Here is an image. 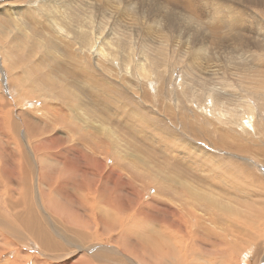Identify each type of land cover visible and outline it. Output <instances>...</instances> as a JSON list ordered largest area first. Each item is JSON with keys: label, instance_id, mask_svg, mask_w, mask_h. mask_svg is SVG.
<instances>
[{"label": "rangeland", "instance_id": "1", "mask_svg": "<svg viewBox=\"0 0 264 264\" xmlns=\"http://www.w3.org/2000/svg\"><path fill=\"white\" fill-rule=\"evenodd\" d=\"M0 21V103L10 102L1 106L22 125L19 112L43 123L21 146L35 173L26 176L0 146V202L11 186L14 210L49 204L44 227L67 246L45 251L48 258L32 246L28 255L45 264H85L82 256L90 264H264V0H0ZM44 56L36 74L35 58ZM77 66L99 83L75 81ZM68 70L67 85L44 74L56 80ZM94 140L102 144L97 180L79 166L96 151ZM80 142L81 157L72 156L66 148ZM174 162L189 173L182 177ZM160 167L168 190L155 185ZM187 184L192 191L175 197ZM232 194L243 201L228 200ZM228 230L239 258L209 243ZM10 247L0 264L15 259L19 247Z\"/></svg>", "mask_w": 264, "mask_h": 264}, {"label": "bare ground", "instance_id": "2", "mask_svg": "<svg viewBox=\"0 0 264 264\" xmlns=\"http://www.w3.org/2000/svg\"><path fill=\"white\" fill-rule=\"evenodd\" d=\"M10 4V3H9ZM22 14V13H21ZM24 14V13H23ZM1 22V21H0ZM31 22V21H30ZM4 23V22H3ZM1 26H2V23H1ZM28 26V25H27ZM38 26V25H37ZM29 27V26H28ZM181 27V26H180ZM27 28V27H26ZM23 41V40H22ZM17 43V42H16ZM72 48V47H71ZM102 52V51H101ZM33 56H35V55H33ZM105 56V55H104ZM32 57V56H31ZM48 62H49V60L46 58V56H44V57H41V58H35V62H34V65H35V67L34 68H36V70H35V72H36V74L41 70L40 68H44V66H45V63H47L48 64ZM46 64V65H47ZM62 65V64H61ZM64 66V65H63ZM76 66V65H75ZM61 67V66H60ZM56 68V67H55ZM58 68V67H57ZM66 68V67H65ZM76 68V67H75ZM73 69V70H70V71H72L73 73H74V76H73V79L76 81L77 79H86V81L85 82H87V80L89 79V81L91 82V83H93V86H94V84L96 83L95 82V80H97L96 78V76L93 78L91 75H89L90 73H88L87 71L85 72L84 70H83V68H78V66H77V69ZM63 69V68H62ZM43 70V69H42ZM41 70V71H42ZM49 70H51V71H54V68L53 67H51V64H50V68H49ZM40 71V72H41ZM61 71V70H60ZM70 71L68 70V73H65L64 75L63 74H60L59 75V78H57L56 80L55 79H53V77L50 75V73L49 72H46V73H44L46 76H49V81L50 82H61V83H63V84H65V85H67L66 83H64L63 81H65V78L69 75V73H70ZM54 73H56V72H54ZM60 73V72H59ZM93 73V72H92ZM37 76V75H36ZM39 76V75H38ZM34 78H35V76H34ZM34 78H33V80H34ZM56 78V77H55ZM22 79V78H21ZM97 82L99 83V80H97ZM23 84V83H22ZM78 84V83H77ZM39 86H40V84H39ZM91 86H92V84H91ZM92 86V87H93ZM96 86V85H95ZM15 88V87H14ZM97 88V87H96ZM99 88H101V87H99ZM31 89H29V91H30ZM102 90V89H101ZM30 93H31V95L33 96V95H35V92H32V90L30 91ZM90 93V92H89ZM95 93V92H94ZM77 94H79V95H76V100H77V102H75V105H79V104H81L83 101H82V97H81V93H77ZM81 94V95H80ZM98 94V93H97ZM99 95V94H98ZM102 95V94H101ZM95 95H93V97H94ZM92 97V96H91ZM95 97H97V96H95ZM94 97V98H95ZM98 99L99 98H95L94 99V102H95V105H96V102L98 103ZM72 100H74V99H72ZM102 100V99H101ZM111 100V99H110ZM109 100V101H110ZM1 101V100H0ZM107 102H108V100H107ZM5 103H10V102H8V100H5V99H3L2 100V104L0 103V146L1 147H5V148H9L11 151H13V153L15 154V156L17 157V159L23 164V166L25 167V169L26 170H28V172H27V174H26V176L30 173V172H32V173H35V171H36V167H35V165L33 164V162L31 161V157L24 151V150H22L21 149V146H22V144L23 143H26V142H28V141H30V139H31V137L29 136V135H36V134H38L39 132H40V130L42 129V125H43V123L41 122V121H38L36 118H34V116L32 115V114H26V113H24V112H19V116H21V120L23 121V125L20 123V122H18V120L14 117V110L11 108V106L9 107V106H1V105H5ZM115 103V102H114ZM91 104V103H90ZM10 105V104H9ZM83 106L87 109V110H84L83 111V113H89V114H92L93 113V110L92 109H89L88 110V108H90V107H88L87 105L85 106V104L83 103ZM92 106V105H91ZM93 106H94V104H93ZM95 108V107H94ZM96 108H98L97 107V105H96ZM13 110V111H12ZM123 110V109H122ZM134 112V111H133ZM122 113V112H121ZM84 115V114H83ZM30 119H32V121H33V126L31 127V128H35V130H37V132H35V133H33V131H31V129L29 130V124H28V127H27V123H29V120ZM90 119V118H89ZM145 120V119H144ZM125 121V120H124ZM83 122H84V124L85 123H87V121H84L83 120ZM126 122V121H125ZM101 123V122H100ZM130 123V122H129ZM132 123V122H131ZM21 125L22 126H24V130H23V134L21 133V131H20V129H21ZM87 125V124H86ZM128 126H129V124H128ZM126 127V126H125ZM53 128V127H52ZM52 128H50L49 126H47V130H51ZM33 130V129H32ZM78 130H80V129H77V131ZM130 130V129H129ZM157 132V131H156ZM149 135V134H148ZM164 137V136H163ZM171 137V136H170ZM55 139H59L62 143L65 141V139H62L60 136H58V137H56ZM164 139H165V137H164ZM145 141V140H144ZM158 141V140H157ZM172 141V140H171ZM160 142V141H159ZM85 143L86 142H80V144H79V147L78 148H76V149H73V148H66V150L72 155V156H78V157H81V148L82 147H85L84 145H85ZM127 143V142H126ZM142 143V142H141ZM165 143V142H164ZM173 143V142H172ZM94 144L96 145V151L95 152H93V153H88L87 155H85L83 158H81L82 160H84L85 162H84V164L85 165H79L82 169H81V171L83 172V174H85V175H87V174H89V175H91V176H93V177H95L96 178V180H97V178L98 177H101L102 176V174H101V172H99V170H98V166H97V164H99V159H97V152L98 151H100V146L102 145L101 144V142L100 141H96V140H94ZM156 144H157V142H156ZM238 144V143H237ZM87 145V144H86ZM116 145V144H115ZM254 145H256L255 147H253V151L254 152H261V150H263V147H259L257 144H254ZM138 146H140V145H138ZM142 146V145H141ZM258 146V147H257ZM219 148V147H218ZM222 148H223V146H222ZM227 148V147H226ZM242 148V147H241ZM104 149V148H103ZM231 149L233 150V151H235V152H238V153H242L243 152V150L242 149H240L239 147L237 148V146L235 147L234 145L233 146H231ZM245 150H248L247 148H245ZM71 151V152H70ZM158 151V150H157ZM177 152V151H176ZM246 153V152H245ZM60 154V153H59ZM63 154H65V152L63 153ZM67 155H68V153H67ZM189 155V154H188ZM239 155V154H238ZM15 156H13V158L15 159ZM52 155H46V156H44V157H51ZM60 156H62L61 154H60ZM180 156V155H179ZM193 156V155H192ZM33 157H34V155H33ZM175 157V156H174ZM173 157V158H174ZM190 157V156H189ZM188 157V158H189ZM240 157V156H239ZM112 158V157H111ZM56 159V158H55ZM71 159V158H70ZM168 159V158H167ZM181 159H183V158H181ZM211 159H214V157L213 158H211ZM113 160V159H112ZM115 160V159H114ZM176 160V159H175ZM178 160V159H177ZM184 160V159H183ZM187 160V159H186ZM108 161V160H107ZM109 161H110V159H109ZM116 161V160H115ZM181 161V160H180ZM191 161V160H190ZM210 161V160H209ZM173 162V161H172ZM183 162V161H182ZM188 162V161H187ZM211 162V161H210ZM184 163V162H183ZM190 163V162H189ZM206 163V165H207V162H205ZM204 163V164H205ZM188 164V163H187ZM238 164V163H237ZM236 164V165H237ZM116 165V164H115ZM122 165H124V164H122ZM218 165V164H217ZM159 166V165H158ZM157 166V167H158ZM188 166V165H187ZM191 166V165H190ZM238 166V165H237ZM241 166H243L244 167V165H241ZM240 166V167H241ZM121 167H123V166H121ZM173 167H174V170L176 169V170H178L179 172H180V170H184L185 172L184 173H179V174H188L189 173V171H187V169H185V167L183 166V164H176L175 162L173 163ZM210 166L208 165V168H209ZM215 167V166H214ZM161 168V167H160ZM187 168V167H186ZM200 168V167H199ZM205 168V167H204ZM203 168V169H204ZM115 169H117V168H115V167H113L112 168V172L113 173H115ZM209 169H212L211 167L209 168ZM214 169V168H213ZM242 169H245V168H242ZM155 170V169H154ZM189 170V169H188ZM247 170V169H246ZM205 171V170H204ZM211 171V170H210ZM209 171V172H210ZM166 173V172H165ZM211 173H213V171L212 172H210V175H214V173H215V171H214V173L213 174H211ZM172 174V173H171ZM174 174V173H173ZM169 175V174H165V175H167V178L168 179H171V178H173V176L174 175ZM146 175V174H145ZM182 175V177H184ZM199 175H202V174H199ZM208 175V174H207ZM216 175V174H215ZM250 175V174H249ZM71 176H73L72 174H71ZM135 176H137V175H135ZM147 176H148V174H147ZM156 176L158 177L157 179H156V182H155V185L157 186V190H160L161 188H163V189H167L168 190V187H167V185H166V183H165V178H164V176H163V169L161 168L157 173H156ZM177 176V175H176ZM188 176V175H187ZM211 176V177H212ZM70 177V176H69ZM182 177H180V178H182ZM208 177V176H207ZM210 176H209V178H211ZM214 177V176H213ZM212 177V178H213ZM258 177V176H257ZM194 178V177H193ZM199 178V177H198ZM202 178H203V176H202ZM253 178H255V177H253ZM261 177H259V181H261L262 182V180L260 179ZM10 180H13V179H11V178H9ZM201 179V178H200ZM200 179H197V180H200ZM207 180H208V178H206ZM263 179V178H262ZM25 180H26V183L27 184H29L31 187H34L35 189H38V185H34V184H32V182H30L28 179H26L25 178ZM83 179H80L79 181H82ZM158 180V181H157ZM217 180V179H216ZM226 181H227V179H225ZM14 182H15V184L16 185H18V181H15V180H13ZM210 181V183H212L211 181V179L209 180ZM208 181V182H209ZM218 181V180H217ZM99 182H100V180H99ZM223 182V181H222ZM216 183V182H215ZM225 183V182H224ZM154 184V183H153ZM153 184H151V185H153ZM218 183H216V185H217ZM263 184H264V182H263ZM220 185H222V184H220ZM155 186V187H156ZM223 186V185H222ZM220 187V186H219ZM224 187V186H223ZM223 187H220L221 188V190H222V188ZM62 188V187H61ZM194 187L193 186H191V185H189V184H187V185H185L184 187H182V189L181 188H178L177 190H176V195H175V197L176 196H181L182 194H189L188 192H186L185 191V189H188V191H189V189L192 191V189H193ZM50 189H52V188H50ZM224 189H225V187H224ZM11 190H12V188H11V186H9L7 189H6V191L4 192V194L2 195V198H1V202H0V258L3 256V254L1 253V251H2V248H3V246H11L10 247V250L12 249V248H17V247H19V249L21 248V251L19 250V249H17L15 252L17 253V255H15V259H12V262L11 261H7V263L6 264H45V261H42V259L43 258H48L49 256L45 253V251L46 252H48L50 255H54V253L56 252V253H59L60 251H63V250H65V249H67V246H66V244L62 241V239H59L58 237H56L57 236V232H55V231H53V229H51V230H49L48 229V226H46V227H44V224H49L48 223V221H47V219H46V217H45V215L43 214V210H47V207H48V205H34V206H32V207H28V205H26V204H23L22 203V205L23 206H25L26 207V209L24 210H14V208H17L19 205H17L15 202H14V200H15V197L13 196V194L11 193ZM31 190V189H30ZM228 190V189H227ZM37 191V190H36ZM194 191V190H193ZM226 191V190H225ZM243 191V190H242ZM32 192V191H31ZM48 192V191H47ZM46 191H45V188H43V193L45 194V195H47V194H49V193H47ZM63 192V191H62ZM239 192V191H238ZM227 193H229V192H227ZM246 193H247V191H246ZM197 194H199L198 193V191H197ZM228 195V194H227ZM256 194H254V196H255ZM262 195V194H261ZM174 197V198H175ZM182 197V196H181ZM197 199H199V197L197 198ZM211 200V199H210ZM226 200V199H225ZM228 200H234V201H237L238 203L239 202H242L243 201V197H241L240 195H237V194H232L229 198H228ZM254 200H255V202L257 203V202H261V199H260V197H259V195H257L256 196V198H254ZM34 203H35V201H34ZM254 204V203H253ZM42 211H41V210ZM14 211L15 212H17V216L18 217H20L21 219H22V223H24L25 222V228L24 227H22L18 222H19V220L14 216ZM166 211V210H165ZM169 211V210H168ZM170 212V211H169ZM168 213V212H167ZM172 214V213H171ZM174 214V213H173ZM177 213H175V215H176ZM164 216H165V214H164ZM216 217V216H215ZM45 219H46V223L44 222L45 221ZM166 219V218H165ZM165 219H163L164 220V222L165 221H167V219H169V218H167L166 220ZM198 219V218H197ZM159 221H162V220H159ZM209 221H210V219H209ZM211 221H213V218L211 219ZM210 221V222H211ZM205 222V221H204ZM214 222H216L215 220H214ZM167 223V222H166ZM206 223V222H205ZM219 223L220 222H218L215 226L217 227L218 225H219ZM210 225V224H209ZM153 226V225H152ZM196 226H197V228H199V224L197 223L196 224ZM211 226V225H210ZM220 227V226H219ZM221 228V227H220ZM161 229V228H160ZM217 229H218V227H217ZM167 230V229H166ZM169 230V229H168ZM172 230V229H171ZM178 230V229H177ZM176 230V231H177ZM193 230V229H192ZM219 230V229H218ZM162 230H160V232H161ZM164 231V230H163ZM162 231V232H163ZM175 231V230H174ZM180 231V230H179ZM178 231V232H179ZM147 233H148V230L146 231ZM154 233H157L156 232V230H155V232ZM159 233V232H158ZM182 233V232H181ZM79 234V233H78ZM151 234H152V232H151ZM37 236L38 238H40V241H39V243L37 244L36 242H35V238H34V236ZM150 235V234H149ZM169 236V235H168ZM174 236V235H173ZM28 237L29 238H31V241L34 243V245H33V243H32V245H31V243H29V242H27V239H28ZM159 237V236H158ZM191 237V236H190ZM233 237V236H232ZM234 237H236V236H234ZM161 239V238H160ZM193 240H194V238H192ZM198 239L201 241V242H206V239L205 238H200V237H198ZM239 239V238H238ZM242 239V238H241ZM259 240H260V238H259ZM220 242V243H222L223 245H225V246H228V247H230V250L232 251L231 252V254L230 253H228V254H230V255H233V252L235 251V252H237V250H238V246H237V244L236 243H233V238H231V233H230V231L228 230V231H225L224 232V234H221L220 236H217V237H215V238H213V240H211V242H209L210 244H212L213 242ZM176 243V242H175ZM178 244V243H177ZM257 244V243H256ZM250 245H253V243L252 244H250ZM32 246H34V249L35 248H37L38 249V251L40 252V254L41 255H43V258L42 257H40V256H32V255H28V249L30 248V247H32ZM175 246V245H174ZM200 246V244H199V241L197 240V253H198V247ZM177 247V246H176ZM210 247V246H209ZM242 247V246H241ZM33 248V247H32ZM170 248H172V247H170ZM169 248V249H170ZM210 248H212V247H210ZM216 248H218V247H216ZM254 248L256 249V247L254 246ZM23 249V250H22ZM26 252V254L27 255H23V253L24 252ZM32 251H34V250H32ZM153 251V250H152ZM219 251H221V250H219L218 249V252ZM249 251V250H248ZM252 251H253V249H252ZM259 251V250H258ZM183 252V251H182ZM226 252V251H225ZM224 252V253H225ZM239 252L240 251H238L237 252V255H238V258H239ZM86 253V252H85ZM189 253H191V252H189ZM13 254V253H12ZM184 254V253H183ZM188 254V253H187ZM193 254V253H192ZM226 254V253H225ZM185 255V254H184ZM236 255V254H235ZM45 256V257H44ZM234 256V255H233ZM240 256L242 257L243 255L242 254H240ZM230 257V256H229ZM245 257V256H244ZM81 259H82V262L83 263H85V264H88L89 263V260L91 261V259H88L87 257H80ZM203 258V257H202ZM237 258V257H236ZM231 259V258H230ZM87 260V261H86ZM184 260V259H183ZM53 262H55V261H53ZM245 262V261H244ZM237 263V262H236ZM48 264H53L52 263V261L51 262H49ZM55 264V263H54ZM90 264V263H89ZM233 264V263H232ZM259 264V263H258Z\"/></svg>", "mask_w": 264, "mask_h": 264}]
</instances>
